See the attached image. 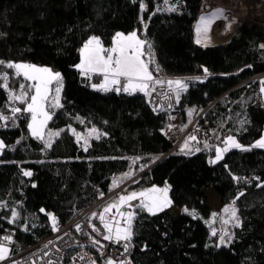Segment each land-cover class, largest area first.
Returning a JSON list of instances; mask_svg holds the SVG:
<instances>
[{
	"label": "trees",
	"instance_id": "1",
	"mask_svg": "<svg viewBox=\"0 0 264 264\" xmlns=\"http://www.w3.org/2000/svg\"><path fill=\"white\" fill-rule=\"evenodd\" d=\"M143 2L147 7L141 12L140 0H0V60L46 64L63 78L62 107L47 106L52 114L48 126L60 129L51 147L33 137L27 114L17 113L12 127L0 126L6 146L0 151V234L13 232L12 252L17 253L53 231L48 213L56 225L62 223L72 207L83 208L98 197L97 185L107 189L111 176L119 178L129 169L135 175L141 161L164 155L128 189L167 185L180 213L136 210L133 263L264 264V148L251 147L264 133L257 77L264 73V28L258 21L242 20L227 39L205 46L197 44L194 35V23L203 15L201 0ZM172 6L175 11L166 10ZM119 31H135L146 41L143 58L149 67L165 75L183 74L191 82L180 101L186 119L187 110L192 118L206 108L204 117L215 131L227 129L251 150L230 149L215 164L210 161L218 147L209 154L196 151L200 145L195 140H189L188 152L181 151L184 141L169 151L170 142L162 133L167 115L155 114L144 92L104 94L91 88L89 82L102 76L88 79L80 74L75 67L79 49L92 35L110 47ZM204 68L209 72L206 79ZM1 72L9 75V89L26 81L3 65ZM9 89L0 88V115L12 117L11 107L24 103H10ZM91 125L101 134L91 138L85 151L72 131ZM206 185L224 201L235 200L239 212L240 226L234 227L226 246L211 233ZM12 209L19 215L9 224Z\"/></svg>",
	"mask_w": 264,
	"mask_h": 264
},
{
	"label": "snow or ice",
	"instance_id": "2",
	"mask_svg": "<svg viewBox=\"0 0 264 264\" xmlns=\"http://www.w3.org/2000/svg\"><path fill=\"white\" fill-rule=\"evenodd\" d=\"M165 4L169 3V0H164ZM146 5L143 0H140V10L141 12L146 10ZM161 9L158 8L157 11ZM167 11H175V6L169 7L166 9ZM225 15L222 9H216L213 12L200 17V24L197 26V34L198 38L196 40L197 44L205 43L200 38V33H207L209 31L210 25L220 17ZM146 41L138 38L137 33L135 31L130 34H123L121 32H117L112 39V46L105 47L101 41V39L97 36H91L88 40L82 45L79 49L80 53V63L75 65V67L80 71V74L88 79H91L92 74H96L103 77L102 82L97 85L93 84L92 87L94 89L102 90V91H124L129 94H132L136 91L144 92L146 96H150L152 91H155V85L163 84V81L154 80L152 73L148 69L147 63L141 57L144 55L142 49L144 48ZM206 46V43H205ZM149 50L151 49V45H148ZM261 48L264 49V45H261ZM0 65L8 69H14L15 74L17 76H23V78L30 83L26 86L24 84L20 85L21 91L17 94L9 91V101L11 102H27L26 107L23 109L24 112L31 114V122L28 124V128L31 131L33 137L44 140L45 148L51 147L52 141L51 139L45 140V132L44 129L47 125V122L52 119V114L46 111V105L59 108L62 107L60 104V92L63 87V78L60 72H55L51 68L48 67H37L33 64H25V63H12L8 62L5 64L4 61L0 60ZM250 67V66H249ZM205 73V79L209 75L208 69H203ZM195 80L201 81L200 77H195ZM0 80L3 83H0V88L5 90L9 89L8 73L0 74ZM53 82L56 83L57 87L55 89V96L50 100L49 99V85ZM261 92L264 93V80L261 82ZM167 85L169 89L175 93L177 101H179L180 93L185 91L188 88V84L184 80L176 79L167 81ZM113 86H117L113 88ZM34 91V94H30ZM12 117L0 115V122H6L9 119L15 118L16 114L21 112L19 107H11ZM194 111V110H193ZM0 126H5L4 124H0ZM171 125H169V130H171ZM74 132V130H73ZM92 133L96 132V129H91ZM48 137L59 136V132H48ZM77 135V141L79 142L81 139H84L85 151H87V139L81 137L79 134ZM99 138V135L96 137ZM195 136H190L184 143L181 148V151L184 152L185 148L188 146L189 140H195ZM225 144L224 148L216 149L215 159L211 160L210 163L215 164L221 159H223V154L228 152L230 148L240 149L241 151H250L251 148H245L241 144H239L236 139L232 136H228L223 141ZM19 143V141H17ZM5 144L2 140H0V151H3L5 148ZM207 147V144L205 145ZM252 148H264V136L261 137L260 140L256 141L255 144L251 146ZM196 151H200L199 148L195 149ZM23 174L25 176H31L30 171H24ZM131 176V173H125L124 177L114 179L113 185L118 186L119 182L122 181L123 178H128ZM234 180L238 179L237 177H233ZM262 185H257L260 187ZM35 187V185H33ZM168 186L165 188H151L144 190L142 192H131L127 195H120L118 200L108 204L103 212L99 214V219L102 222L103 228L106 233L103 235V239L107 241H115L119 243L121 240L130 241L132 237V220L134 218V213L132 212H123L121 208L125 204H129L130 201L135 200L137 198H142L141 204L139 207L146 209L149 213L155 215L159 211H163L165 207L171 205V200L167 198ZM163 194L161 197L158 194ZM239 195H243L241 192ZM239 197H237L238 199ZM235 200L232 205L226 206L223 210L225 213H229V219L234 221L235 226H240L239 217L237 216V210L234 207ZM3 206V205H0ZM131 206V205H129ZM115 209L116 212L121 217V220L126 225V227L121 228V220H115V232L113 233V224L107 222L105 220V214ZM44 212V209L40 210ZM187 212V209H184ZM195 218V213H190ZM18 212L15 209L11 210V218L8 220L9 224L15 223L18 218ZM49 219L52 221L53 231L57 230L56 219L55 217L48 213ZM97 215L93 213V216ZM213 217L217 214L213 213ZM224 224H228L229 220H223ZM26 230V229H25ZM93 231H97L98 229L93 226ZM212 235H216V230L213 229ZM227 238V240L225 239ZM232 236L228 232H223L220 235L219 243L220 245H225L227 243H231ZM12 242V236H4L0 238V261H4L10 256V249L7 247L8 243ZM93 244H99V241L93 240ZM219 246V245H218ZM103 247V245H101ZM129 249V244H124V251L127 252ZM13 264H17V262H13ZM95 264V261L92 262ZM107 264H114V262L110 259L107 261ZM120 264H125V262L121 261Z\"/></svg>",
	"mask_w": 264,
	"mask_h": 264
},
{
	"label": "built area",
	"instance_id": "3",
	"mask_svg": "<svg viewBox=\"0 0 264 264\" xmlns=\"http://www.w3.org/2000/svg\"><path fill=\"white\" fill-rule=\"evenodd\" d=\"M199 13L207 14L216 9H222L225 13L223 17L217 18L211 27V31L215 35H221L224 27L232 22L236 26L242 20L258 21L264 28V0H201ZM231 34V33H230ZM229 37V36H228ZM149 71L152 73L154 80H160L164 83L155 85V91L151 92L150 96L144 94L146 103H148L150 109L155 113H165L167 120L163 123L162 133L170 142V149L172 151L179 147V145L187 140L190 136H195V141L200 145L199 149L209 154L213 146L219 147L224 145L226 137L231 136L227 129L214 130L213 126L204 117V111L206 108H202L201 111L194 117L186 119L181 109V99L183 95L188 91L191 82L186 79L183 74H162L156 68L148 66ZM184 80L188 84V88L180 93L179 101L176 99V95L172 92L167 81L169 80ZM103 80L101 77L98 81H90L89 84L92 87L93 84L99 85ZM117 86H113L115 88ZM94 89V88H93ZM100 93H118L122 94L124 91H102ZM27 112L21 110L18 116H24ZM28 115V114H27ZM7 127L14 126V120L9 119L6 122H2ZM171 125V130H169ZM207 144V147L205 145ZM168 151V153H169ZM160 156L159 159L154 161L145 160L141 161V168L137 174L126 178V180L120 181L118 186L113 185L115 176L110 177V186L104 189L101 185L95 187V193L98 197L91 203L87 204L83 208L72 207L70 218L62 223H57V230L52 231L50 234L41 237L37 242L31 244L29 247L20 250L17 253L10 254L9 258L4 261H0V264H107L108 260H112L114 264H120L121 261L125 264H134L130 255L133 251L132 237L130 241L121 240L119 243L115 241H107L103 239V235L107 234L103 228L102 222L99 219V214L103 212V209L110 203L118 200L120 195H127L131 192H142L147 189H151L152 186L138 188L136 190H129L128 186L131 182L137 180V178L159 163L163 159ZM153 188V187H152ZM161 189V187L159 188ZM162 194V193H161ZM161 194H158L161 196ZM142 198H137L125 204L121 211L127 213H134L139 209ZM131 205V206H129ZM93 213L97 215L93 216ZM121 220V217L112 209L111 212L105 214V220L113 224V233L115 232V223L113 220ZM133 221V220H132ZM95 226L97 231H93ZM121 228L126 225L121 220ZM12 236V242L8 243L11 249L14 247L13 232L7 229L0 234V238L4 236ZM93 240L99 241V244H93ZM129 244L127 252L124 251V244ZM103 245V247H101Z\"/></svg>",
	"mask_w": 264,
	"mask_h": 264
},
{
	"label": "rangeland",
	"instance_id": "4",
	"mask_svg": "<svg viewBox=\"0 0 264 264\" xmlns=\"http://www.w3.org/2000/svg\"><path fill=\"white\" fill-rule=\"evenodd\" d=\"M205 15H207V14L199 15L197 17V20L194 23L195 24V26H194L195 41L198 38V34H197L196 29H197L198 24H200V17L201 16H205ZM212 25H213V23L210 25L209 31L206 34L203 33V31L200 33V38H201L202 41H204L206 43V45L220 43L222 40L227 39L228 36H230L231 31L235 27L234 23H232V22L228 23L224 27L223 31L220 33L221 35L218 36V35H215V34L212 33V31H211ZM92 36H94V35H92ZM205 43H201V45H205ZM12 63L33 64V65H36L37 67H48V68H51L50 66H48L46 64L43 65V64H38V63H35V62L32 63V62H28V61H25V60H22V61H12ZM51 69L53 71H55V72H59V70H57V69H53V68H51ZM2 73H5V72H1L0 74H2ZM257 77L261 81L264 80V73L257 75ZM0 83H3V81L0 80ZM25 83L29 84L30 81H27L26 80L23 84L25 85ZM56 87H57V85H56L55 82H53L51 85H49V99L50 100L56 94L55 93ZM9 91L18 94L21 91V89H20V86H19V88H17V89H9ZM30 94H34V91L32 93H30ZM60 94H61V92H60ZM60 98H61V96H60ZM27 102H29V101H26L23 105L20 106V109L21 110H23L26 107ZM45 110L48 111L51 114V111L49 110V107H47V105H46V109ZM27 114H28L27 119H29V121H28V124H29L31 122V114L30 113H27ZM186 116H187L188 119L190 118V116H191V110L190 111L189 110L186 111ZM49 121L47 122V125H46V127L44 129V132H45V140L51 139V141L53 142L54 141V138H56L57 136L48 137L47 133L48 132H53V133L59 132L60 133V129H56V128L49 127L48 126ZM93 128L96 129V132L95 133H92L91 132V129H93ZM73 134H74V137H75L76 140H77V135L76 134H79L81 137L86 138L87 141H88V143H87V146H88L89 143H90V141L92 140L91 138H96L97 135H100L101 134V131L97 127L91 125V127H86V129L83 130V131H75L74 130ZM41 141L44 142V140H41ZM236 141H237V139H236ZM78 143L80 144V146L83 149H85L84 139H81ZM184 143H185V141L180 145L181 148L184 145ZM239 144H241V143H239ZM187 147H190L189 144H188ZM224 147H225V144L222 145L221 147H218V148H221L222 149ZM230 149H234V148H230ZM187 150L188 149L185 148L184 151L185 152H188ZM126 173H131V175H133L132 174L133 173V170L132 169H129L128 171H126ZM124 174H121L118 177L119 178H122V177H124ZM123 179H126V178H123ZM152 187L159 188L157 186H152ZM160 187H161V189L165 188L164 186H160ZM203 189H204V192H205V197H206V200H207V204H208V206L210 207V209L212 211L210 217L208 218V222L211 225V233H212L213 229L216 230V235H215L216 242L219 243L220 235L223 232L226 231V232H228L232 236L233 229H234V227H236L234 221H232V220L229 219V213H225L223 211L226 206L232 205L233 204V201H228V200L227 201H224L223 199H221V197L214 191V189L211 188L210 185H206ZM166 195H167V198L170 200L169 191H167ZM162 196H163V194H161V197ZM234 207H235V205H234ZM139 208H141V207H139ZM142 209H144V208H142ZM164 210L169 211L170 213H180V210L177 207H175L174 205H172V202H171V205L168 206V207H165ZM213 213H216L217 215L215 217H213V215H212ZM237 216L239 217L238 210H237ZM223 220H229V223L228 224H224L223 223ZM225 239L227 240V238H225ZM20 250H23V249H20Z\"/></svg>",
	"mask_w": 264,
	"mask_h": 264
},
{
	"label": "crops",
	"instance_id": "5",
	"mask_svg": "<svg viewBox=\"0 0 264 264\" xmlns=\"http://www.w3.org/2000/svg\"><path fill=\"white\" fill-rule=\"evenodd\" d=\"M213 12V11H212ZM209 13H211V12H209ZM209 13H207V14H209ZM119 32H121V33H123V34H125V35H127V34H130L131 32H133V31H131V32H123V31H119ZM115 36V35H114ZM138 36V35H137ZM139 39H141L140 37H138ZM87 40H88V38H87ZM141 40H144V39H141ZM222 41H224V40H222ZM112 45H110V47H111ZM142 51H143V49H142ZM141 59H143L144 61H145V63H146V60L143 58V56L141 57ZM78 63H80V59H79V61H78ZM77 63V64H78ZM261 81V80H260ZM260 87H261V83H260ZM261 89V88H260ZM139 92H141V91H139ZM260 98H261V100L264 102V93H262L261 92V90H260ZM262 136H264V133H263V135ZM261 136V137H262ZM261 137L259 138V139H257V141L258 140H260L261 139ZM192 146V145H191ZM191 146L190 147H187V148H191ZM9 249H10V254H12L13 252H12V249L9 247V246H7Z\"/></svg>",
	"mask_w": 264,
	"mask_h": 264
}]
</instances>
